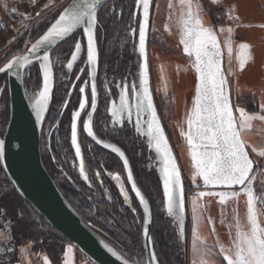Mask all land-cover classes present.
Wrapping results in <instances>:
<instances>
[{
	"label": "snow or ice",
	"instance_id": "1",
	"mask_svg": "<svg viewBox=\"0 0 264 264\" xmlns=\"http://www.w3.org/2000/svg\"><path fill=\"white\" fill-rule=\"evenodd\" d=\"M35 2V0H33ZM54 0H48L43 5V9L49 12L55 11L52 8ZM213 4L222 3L223 0H210ZM105 0H71L67 6H63L62 10L57 12L51 20L47 21L50 26L30 47L25 49L24 54L14 55L8 59L2 67L0 73H11L14 68L24 69L33 65V55L42 48H48L57 45L61 41L72 38L79 30L81 35L87 38L86 64L88 65V75L92 81L91 84V112L87 113V120L83 122V129L89 137L96 140V136L92 127V113L97 107V86L96 66L98 63V47L97 32L103 28V21L100 18V12L104 9ZM137 8L142 9L143 19L139 22L138 29H132L136 34L138 32V52L143 58V62L139 65V86L135 83L131 85L133 97L136 99L135 107V123L134 128L137 133L147 136L149 148L154 149L156 157L160 164L161 179L163 183L164 197L166 201V211L169 216L173 217L179 225V235L185 234L184 213H185V194L181 176V170L177 165L176 158L169 146L168 139L165 136L164 129L161 125L157 110L153 102V97L149 88V65L146 54L147 26L149 23V12L151 0H135ZM180 14L179 24V44L183 46V52L188 57H194L192 68L197 75L195 85V95L193 106L187 115V131L182 132L185 136L188 152L191 158L194 174L193 182L199 177L202 179V185L205 189L223 187L226 189H234L240 186V190L227 191H200L192 197V220H193V253L196 259L193 264H208L206 257H215L212 247H209L204 241L200 240L197 229L201 222V215L198 208V198L218 197V203L225 205L229 200H238L241 194L246 196L247 214L246 222L242 223L238 216L234 217L235 234L230 244L225 246L217 241L219 245L218 254L222 262L226 264H264V225L258 219L256 208L257 197L254 194V168L257 162L254 161L249 154V145L242 138L241 130L251 129L253 121L264 122V103L259 104L260 111L249 113L243 107L234 108L232 99L229 94L228 76L234 75L231 69L234 29L227 28V38L224 45L227 48L229 68L227 72L222 69V51L221 43L218 39L219 34L225 33L223 26L215 27L206 25L203 19V5L200 0H179ZM171 8L172 5L169 4ZM234 6H229L227 12L228 20H239V16H233ZM15 12V9H13ZM111 12L113 16L122 17L121 12L117 13L115 7L105 11V16ZM27 15V14H25ZM45 20V16L38 11L35 13L33 20L36 18ZM54 21V22H52ZM115 22V21H114ZM25 29L29 28L28 24H22ZM260 27L264 28V24ZM19 33V29L16 30ZM17 37H13L9 43H13ZM135 47V46H134ZM83 46L80 40L74 41V51H72L70 59L67 62V69L71 71L76 62L81 59ZM39 61V72L42 74V89L38 95L34 97L32 108L35 111L37 120H42L50 100L52 92V62L49 53L46 51L43 56H37ZM238 67L240 71L245 69L246 64L250 60H254L249 43H240L238 45ZM81 71H84L81 69ZM79 79V77H77ZM87 83V82H85ZM121 89L119 94V104L112 102L109 108L112 117V125H123L125 119L129 122L133 121V105L129 103L128 85H117ZM79 93H85L84 87H79ZM88 103L87 98H83L79 102V109L84 110ZM77 110L72 113L71 120V144L75 148V156L79 159V174L88 181L89 177L86 173L85 163L82 158L81 147L78 143V126L77 119L81 117V111ZM97 143H103L97 140ZM105 148H110L123 159L124 168L127 170V179L131 183L132 191L135 193L139 204L143 206L144 225L151 223L150 206L145 195L137 186L129 161L125 157V153L113 144L104 143ZM251 152L264 159V150L257 152L255 147L251 148ZM5 159V141L0 139V161ZM113 180L120 181L118 173L111 174ZM99 176V173H97ZM120 195L123 196L124 202L130 199L127 189L124 187L123 181L120 182ZM264 201V196L259 198ZM136 211V209H133ZM5 209L0 208V217H6ZM19 218L23 219V212L18 213ZM225 221L221 218L220 223ZM13 227L11 222L7 225ZM229 228L233 224L228 225ZM215 229H213L214 231ZM6 232H0V236L6 237ZM142 236L148 241L147 252L150 257V264H161L158 254L155 251V240L151 237L149 229L143 226ZM107 252L122 264H130V257L122 251H118L114 246L107 242L101 241ZM68 249L65 252L67 257ZM45 264H49L48 258L44 257ZM66 264L68 262L66 261ZM213 264L215 260L213 259Z\"/></svg>",
	"mask_w": 264,
	"mask_h": 264
},
{
	"label": "trees",
	"instance_id": "2",
	"mask_svg": "<svg viewBox=\"0 0 264 264\" xmlns=\"http://www.w3.org/2000/svg\"><path fill=\"white\" fill-rule=\"evenodd\" d=\"M112 4H115L117 13L120 9L122 10V17L117 18L111 12L105 16V11ZM129 6H131V0H111L100 12V18L104 22L103 28L97 32L100 104L93 118V129L99 137L118 143L127 152L137 182L152 205L153 238L161 264H189L191 241L189 239L187 242L181 240L173 220L166 212L162 181L152 161L148 145L135 133L130 125L121 128L115 126L114 128L112 117L108 112V105H106V99L110 100V97L117 93L118 80L132 70L139 71L140 55L132 45L133 40L130 36L134 13L133 10H128ZM51 18L42 20L34 26L24 37L20 47H13V53L10 57L25 52V49L43 34L47 26H50L47 21ZM79 33L80 31L72 38L61 43L53 52L55 79L58 67L62 66L64 69L65 63L70 59L74 49L73 40ZM25 40H27V45H24ZM31 71L40 77L39 62H35L27 68L25 89L28 81L26 76ZM2 79H5L8 83L7 75L1 76L0 80ZM107 84L110 85L112 95L106 93L103 89ZM78 89L79 87L71 91L70 83L66 80L60 85L56 83L51 110L44 124L41 148L43 163L70 205L100 236L123 253L136 250L141 254H145L142 228L135 225L136 221L138 223L142 222V208L126 184L133 198L136 211L127 208L116 183L110 177V173H118L126 182L124 167L119 158L91 141L82 131V144L93 179V189H89L75 172L74 163L76 160L69 142L72 113L78 108L80 101ZM8 91L7 85L4 91L7 102H9ZM7 104L9 105V103ZM249 106L250 111L259 110L257 105L255 108L253 107V103ZM53 111L56 113L54 117L52 116ZM49 124L56 125L58 132L52 144L53 152L47 145ZM0 135L3 136L1 133ZM0 169L5 172L1 166ZM96 170H99L103 175L102 184L95 179L94 172ZM105 172H108L109 176ZM184 178L185 192L188 198L191 191H197L198 189L191 187L189 180L185 176ZM254 194L257 197L258 204H264V201L259 199L261 195L258 192ZM0 208L5 209L7 212L6 217H0L3 230L7 231L8 222L13 224V227H8L10 234L7 239L15 246L13 256L0 255V264L20 263L19 250L30 244L31 253L37 261L45 254L50 258L52 264H62L64 245L70 242L29 205L16 190L9 177L6 174L3 176L2 173H0ZM20 212L24 214L23 219L18 216ZM191 219L187 211L186 229L189 234L191 233ZM77 250L80 252L78 248Z\"/></svg>",
	"mask_w": 264,
	"mask_h": 264
},
{
	"label": "rangeland",
	"instance_id": "3",
	"mask_svg": "<svg viewBox=\"0 0 264 264\" xmlns=\"http://www.w3.org/2000/svg\"><path fill=\"white\" fill-rule=\"evenodd\" d=\"M71 0H54L52 8L55 9V11L49 12L48 9H43V5L45 4V1H41L38 6L36 7H29L27 5V2L25 0H0V67L3 66V62L5 60L11 59L10 55H12L13 47H20L22 44L24 37L26 34H28L31 29L39 24L42 20H40L38 17L36 20H33V17L36 12L40 11L42 16H45V19H50L54 15L57 14L59 10H62L63 6H67ZM157 0H152V15H151V26L149 30V39H148V51H149V66H150V73H151V83H152V89L154 98L156 101V105L160 114V117L162 119V122L164 124V127L166 129V132L168 134V137L170 139V142L176 151V156L179 160V165L182 171V174L189 178L188 175H191L187 166V163L189 160H191L189 152H188V146L186 142L185 136L182 135V132L187 131V115L189 111L191 110L193 106V99L195 95V85L197 82V75L195 73V70L192 68L191 65L187 64V59L184 60V57L177 55L174 57H169L168 55V46H165V43L167 41L164 40V43L162 40H159L157 37V30L154 28V12L156 8ZM115 7V4L109 5V8ZM13 9H15V12H13ZM128 10H133L134 17H133V27L132 29H138L139 22L142 20V9L137 8L135 5V0H131V6H129ZM121 12V9L119 10ZM27 14V15H25ZM22 24H28L29 28L25 29L22 27ZM19 29V33L16 31ZM133 46H135L136 52H138V32L134 34L133 32L130 33ZM17 37V40L13 43H9V41L12 40L13 37ZM28 40V39H27ZM27 40H25L24 45H27ZM75 40H80L83 46L82 52H81V59H79L76 64L74 65L73 69L69 71L67 69V62L64 65V69L62 66L58 67V72H56V79H55V86L56 83L60 85V83H64L65 80L70 83L71 91L78 87H84L85 93L81 94V99L87 98L88 103L86 104V107L84 110H80L79 106L75 110L81 111V117L77 119V126H78V143L81 147V153L82 158L85 163L86 173L89 177V167L85 161L84 151H83V144L81 142L79 131L83 128L82 121L86 118L87 113L89 112V109L91 107V85H90V79L88 75V65L86 64V52H85V41L84 37L79 33L73 40V43ZM98 41V40H97ZM32 44V43H31ZM30 44V45H31ZM99 48V47H98ZM172 49V48H171ZM74 51V49H73ZM165 51V52H164ZM175 54V53H173ZM19 55V54H17ZM10 57V58H9ZM142 63V58L140 56ZM171 59L172 62H175L177 59L180 61H183L182 64L179 61H176L175 64H170L169 60ZM174 59V61H173ZM176 59V60H175ZM83 69L84 71H81ZM64 70V71H63ZM55 71V70H54ZM138 72L132 70L130 73L126 74L124 77L120 78L118 80V84L123 86L124 84L128 85V97H129V103L133 105V123H135V103L136 99L133 97L131 85L135 83L137 86H139V78H138ZM4 76V75H3ZM27 83H26V92L31 100L34 99L35 96L38 95L39 91L42 87V74L40 73V77L33 71L29 72L27 74ZM79 77V79H77ZM7 79V78H6ZM8 82V81H7ZM87 82V83H85ZM89 82V85H88ZM8 83H6L5 79L0 80V133L5 136L7 127L10 121V95H9V102H7V96L4 95L5 88L7 87ZM117 93L115 95L110 97V100L107 98L106 105H108V108L111 107V104L113 101H115L117 104H119V94L121 89L117 87ZM233 85V84H232ZM98 86H99V77H98ZM110 85L107 84L104 86V90L106 93H109L112 95V90L109 87ZM229 88V94L232 99L233 107H234V114L239 115L237 112H235L236 107H243L246 111L249 113H255L260 111H250L249 104H254V108L257 105L259 107L260 102L257 101L254 98H245L244 96L236 93V89ZM99 88V87H98ZM9 89V87H8ZM100 90V89H99ZM9 92V91H8ZM55 92V90H54ZM54 96V95H53ZM107 97V96H106ZM109 100V102H108ZM9 103V105L7 104ZM52 103V102H51ZM51 106L48 112V115L50 113ZM52 116H56V113L53 111ZM261 114H264L262 112ZM47 115V116H48ZM47 119V118H46ZM126 120V119H125ZM125 122V121H124ZM51 124L48 125L49 131H47V136L49 135ZM242 138L245 140V142L249 145V154L251 158L257 162V167H255L253 175H255L256 171L261 170V176L256 177L255 185H254V193L258 192L261 196H264V159L258 157L256 153L251 152V148L255 147L257 149V152L260 150H264V122L262 121H253L252 122V128L251 129H243L241 130ZM144 141H146V144L148 145V139L147 136H143ZM46 140V137H45ZM72 145V144H71ZM149 146V145H148ZM74 152L75 148L72 146ZM151 152V158L152 161L157 168V171L159 173V176L161 178V172H160V164L156 157V153L154 149L149 148ZM76 157V156H75ZM77 163H76V173L80 180L87 185L89 189H93L92 181L89 177L88 181H85L79 174V159L76 157ZM0 166L5 171L2 162L0 161ZM0 173L4 176L7 175L6 171L3 172L0 169ZM8 176V175H7ZM10 179V178H9ZM189 180V179H188ZM119 191H121L119 184L121 181L124 183V187L126 188L124 180L120 177V181L114 180ZM12 182V181H11ZM202 183H193L191 182V187H194V189H198L197 191H191L189 193V196L187 198L188 200V213L192 218V197L194 195H197L199 193L200 188L202 187ZM240 188V186H238ZM127 189V188H126ZM128 191V189H127ZM129 193V191H128ZM130 199L128 202H124L125 206L129 209H135L134 207V201L129 193ZM11 198V197H10ZM9 198V200H11ZM246 196L241 195L238 200H229L225 205L220 204L213 206L206 207L207 215L209 214L210 220L213 223L214 229L216 230L218 238L222 241V244L225 246H228L230 244V241L232 237L235 234V227H234V217L238 216L242 223L246 222V214H247V205H246ZM202 205L203 204V198ZM217 200V199H216ZM7 203V202H6ZM205 208V207H204ZM256 208L258 212V219L264 225V204H258V201L256 203ZM165 209H166V201H165ZM167 212V211H166ZM143 213V211H142ZM168 214V213H167ZM169 216V215H168ZM172 220L174 225L176 226L178 233H179V225L178 222L171 216H169ZM221 218L224 219V223L221 224ZM143 220L144 215L142 214V222L138 223L135 222V225L138 227H141L143 229ZM186 222H187V215H186ZM2 222H0V232H6V237L10 234L8 226L7 231L3 230ZM200 224H204L203 217L201 216V222ZM233 224L232 228H229L228 225ZM202 227V226H201ZM201 230V229H200ZM192 231H193V220L191 219V233L186 229V223H185V234L183 237L180 236L181 240L183 242L191 241V249L189 253V264H193V260L196 259V257L193 258L192 255ZM189 236V237H188ZM5 236H0L2 240L5 241L4 244H7ZM143 244L144 239L142 236ZM3 242V241H2ZM71 249L70 252H68L67 257L65 256V252ZM145 249V245H144ZM214 250V247H212ZM28 250L32 256V260L34 264H42V258L48 257L47 255L43 254L39 260L37 261L32 253H31V244L28 246H25V248H21L19 250V259L20 263L15 264H26L23 258L24 251ZM64 253H63V262L62 264H66V261L68 264H95L91 260H89L81 251L79 252L75 246H73L70 243H66L64 245ZM128 254L127 256L130 257V259L135 262L136 264H147L146 261V250L145 254H141L140 252L134 251H126ZM0 254H11V252H8V246H4L3 244H0ZM210 261H212V258H209ZM216 262L220 261L216 255L213 258ZM41 260V261H40ZM49 264H52L50 258L48 257ZM212 263V262H211ZM213 264V263H212ZM222 264V263H220Z\"/></svg>",
	"mask_w": 264,
	"mask_h": 264
},
{
	"label": "water",
	"instance_id": "4",
	"mask_svg": "<svg viewBox=\"0 0 264 264\" xmlns=\"http://www.w3.org/2000/svg\"><path fill=\"white\" fill-rule=\"evenodd\" d=\"M110 1L111 0H105L104 7ZM151 7H152V0H151L150 12H149V23L147 26V40H146V54H147V59H148V65H149L148 39H149V30L151 26V15H152ZM142 19H143V12H142ZM77 32H79V30ZM84 41H85V52H86V45H87L86 37H84ZM63 42L64 41H61L57 45H52V46H49L48 48H42L37 53H35L32 57L33 63L39 62L36 59V57L43 56V54L47 51L50 55L51 62H52V74L53 75H52V81L50 85L52 88V92L50 95V100L47 106V110L45 111L42 120H37L35 111L31 106L32 103L34 102V99L31 100L29 98L26 92V89H25V74H26V70L28 67L24 69L14 68L12 70L13 72H17L19 74L0 73V77L3 75H7L8 77V87H9V95H10V121H9L5 136L2 137L0 135V139H3L5 141V159L1 162H2V165L8 177L12 181L14 187L19 192V194L29 203V205L49 225H51L54 229L60 232L73 246L78 248L89 260H91L95 264H122L120 260H117L116 257H113L110 253L107 252L106 248L104 247L103 243H101V241L107 242L110 245L112 244L106 239H104L102 236H100L92 227H90L78 215V213L74 210V208L70 205V203L65 198V196L62 194V192L58 188L57 184L55 183L54 179L51 177L50 173L48 172V170L46 169L43 163L42 151H41V138H42L44 124H45V121H46V118H47V115H48V112L51 106V102H52L54 90H55V71H54V66H53L52 54L56 50V48ZM97 47H98V41H97ZM21 54H24V52ZM86 57H87V53H86ZM142 62H143V58H142ZM95 72H96L95 83L97 86V107H96V111H97L99 100H100L99 88H98L99 48H98V63H97ZM90 84H92L91 79H90ZM149 88H150V91L153 97L154 105L157 110V115L159 116L161 125L164 129L165 136L168 139L169 146L171 147L172 153L174 157L176 158L177 165L180 168L179 160L170 142V139L168 137V134L166 132V129L164 127V124L162 122V119L160 117V114H159V111L156 105V101H155L153 89H152V83H151L150 66H149ZM91 111L92 109L90 108L89 112ZM96 111L92 113V119ZM17 119H19L20 127H21L20 136H19V157L18 159L14 160L9 153L7 144L12 135V131H13V128H14V125ZM85 120H87V116ZM85 133L87 134L86 131ZM94 134L96 136V140H94L92 137H89L88 135L87 136L96 144L102 146L103 148H105L103 146L104 143L113 144L119 147L125 153V157L129 161V166L131 168L133 178L137 186L140 188V190L142 191V193L145 195L146 199L149 202L150 213H151L150 215L151 223L144 225V220H143V226L148 227L149 233L151 237H153L152 205L147 195L138 185V182L136 180V177H135V174L132 168V164L130 162L128 155L126 154L124 149L121 146H119L117 143L112 142L110 140L103 139L99 137L95 132ZM97 140H100L103 143H97ZM106 149L112 151L110 148H106ZM115 154L118 156V158L123 163V159L117 153ZM125 174L127 177L126 169H125ZM181 176H182L184 194H185V213L184 215H186L187 198H186L185 183H184L182 171H181ZM127 182H128L130 189L132 190L131 183L128 181V179H127ZM162 187H163V183H162ZM214 191H227V190H214ZM133 194L135 195L134 192ZM140 206L143 211V206L142 205ZM143 215H144V211H143ZM143 239H144V245H145V250H146V261H147V264H150V257L147 252L148 241L144 237ZM130 264H136V263L130 260Z\"/></svg>",
	"mask_w": 264,
	"mask_h": 264
},
{
	"label": "crops",
	"instance_id": "5",
	"mask_svg": "<svg viewBox=\"0 0 264 264\" xmlns=\"http://www.w3.org/2000/svg\"><path fill=\"white\" fill-rule=\"evenodd\" d=\"M200 2L203 5L202 15L205 24L213 25L217 28L220 26L225 28V33L218 35L222 51L221 66L225 72H227L229 64L227 48L224 45V40L227 38V28L232 27L234 29L232 34L233 53L231 63V69L234 75L228 76L229 88L231 89L232 86H234L233 88L236 89V93L244 96L245 98H254L260 103H264V28L260 27L261 24H264V0H223V2L219 4H213L210 2V0H200ZM169 4L172 5L171 8L169 7ZM229 6L235 7V11L232 13V15L239 16V20L230 21L227 19L226 14L228 12ZM180 11L181 9L179 6V0H157L153 16L154 28L157 30L158 39L162 40L163 43L164 40L167 41L165 46H168V54L166 55L169 57L174 55L175 57L177 55V50L178 55L180 54L183 56L184 60L187 59L186 61L187 64L189 63L188 65H192L194 57H188L187 54L183 52V46L179 44L178 19ZM240 43H249L254 56V60H250L246 64L243 71L239 70L237 60L238 45ZM176 61H179L181 64L183 62L178 59ZM169 62L171 65L175 64V62H172L171 59ZM187 166L188 169H190L189 172L191 174L188 175V177L193 182L192 176L194 174V169L192 167L191 160L188 161ZM261 173V170L256 171L255 177H260ZM200 182L202 183V179L198 177L193 183ZM197 204L202 205L201 198H198ZM203 204L205 208H198V212L203 217L204 224H199L197 233L200 240L204 241L209 247H214L213 252L219 259H221L218 254V248L215 244L212 222L209 217L210 215L206 214V207L213 206V204L218 206L219 203L216 199L211 200L209 203L203 198ZM186 215H184V225L186 223ZM192 255L194 258L193 236ZM23 258L26 264H34L32 260L33 258L28 250L24 251ZM209 258L212 257H206L205 259L208 260V264H212L213 258L212 261H210ZM220 263L226 264V262H222V259L215 264ZM42 264H45V260L43 258Z\"/></svg>",
	"mask_w": 264,
	"mask_h": 264
},
{
	"label": "flooded vegetation",
	"instance_id": "6",
	"mask_svg": "<svg viewBox=\"0 0 264 264\" xmlns=\"http://www.w3.org/2000/svg\"><path fill=\"white\" fill-rule=\"evenodd\" d=\"M89 83V82H88ZM91 85V84H90ZM99 87V86H98ZM99 96H100V90H99ZM80 100H81V95H80ZM80 102V101H79ZM99 104H100V100H99ZM79 106V105H78ZM98 107H99V105H98ZM91 108V107H90ZM90 110V109H89ZM97 110H98V108H97ZM97 112V111H96ZM108 112H109V108H108ZM96 114V113H95ZM94 114V115H95ZM109 114H110V112H109ZM93 118H94V116H93ZM71 120H72V117H71ZM85 121V119L82 121V126H83V122ZM46 122V121H45ZM125 125H130L133 129H134V131H135V128H134V123L133 122H129V121H127V120H125V122L123 123V125L121 126V125H117V127H124ZM92 127H93V119H92ZM94 130V129H93ZM43 131H44V128H43ZM82 131L85 133V131H84V129L82 128L80 131H79V134H80V138H81V142H82ZM95 132V131H94ZM57 129H56V125H53V126H51V129H50V132H49V135L47 136V145H48V147H49V149L53 152V147H52V144H53V141H54V139L56 138V136H57ZM135 133L144 141L145 139H144V137L142 136V135H140L139 133H137L136 131H135ZM85 135L87 136V134L85 133ZM88 137V136H87ZM89 138V137H88ZM42 139H43V133H42V138H41V148H42ZM90 139V138H89ZM91 140V139H90ZM106 140H109V139H106ZM92 141V140H91ZM110 141H112V140H110ZM112 142H114V141H112ZM145 143H146V141H144ZM70 146H71V148H72V145H71V130H70ZM95 143V142H94ZM116 143V142H115ZM118 144V143H117ZM119 145V144H118ZM100 146V145H99ZM120 146V145H119ZM102 147V146H101ZM122 147V146H121ZM149 147V146H148ZM123 148V147H122ZM106 149V148H105ZM124 149V148H123ZM72 150H73V148H72ZM106 150H108V149H106ZM42 151V150H41ZM83 151H84V148H83ZM108 151H110V150H108ZM124 151H125V149H124ZM73 152H74V150H73ZM110 152H112V151H110ZM126 152V151H125ZM113 153V152H112ZM250 153V152H249ZM113 154H115V153H113ZM126 154H127V152H126ZM116 155V154H115ZM128 155V154H127ZM84 156H85V154H84ZM117 156V155H116ZM118 157V156H117ZM129 157V156H128ZM74 158H75V160H76V157H75V152H74ZM130 159V158H129ZM120 160V159H119ZM55 162H56V160H54ZM85 161H86V158H85ZM121 161V160H120ZM130 162H131V160H130ZM76 163H77V160H76V162L74 163V168L76 169ZM86 163H87V161H86ZM122 163V162H121ZM132 164V163H131ZM88 165V164H87ZM122 165H123V163H122ZM124 167V166H123ZM132 168H133V166H132ZM157 169V168H156ZM134 171V170H133ZM75 172H76V170H75ZM89 172H90V170H89ZM124 172H125V169H124ZM97 173H99V176H97ZM77 174V173H76ZM105 174L107 175V176H109V173L108 172H105ZM135 174V173H134ZM159 174V173H158ZM94 176H95V179L98 181V182H100L101 184H102V182H103V175L101 174V172L99 171V170H96L95 172H94ZM89 177H90V179H91V183H92V185H93V179L91 178V174L89 175ZM110 177H111V179H112V176L110 175ZM125 177H126V174H125ZM136 177V176H135ZM184 177V176H183ZM256 178V177H255ZM161 179V178H160ZM187 179H189V178H187ZM113 180V179H112ZM137 180V179H136ZM184 180H185V178H184ZM256 180V179H255ZM255 180H254V182H253V184L255 183ZM114 181V180H113ZM115 182V181H114ZM125 182V181H124ZM189 182L191 183L192 181L189 179ZM128 185V182H127V177H126V182H125V185ZM139 185V184H138ZM128 187H129V185H128ZM126 188H127V186H126ZM202 188L203 189H200L199 190V192L200 191H209V190H211V191H214V190H236V191H239L240 190V188H238V186H236L234 189H226V188H223V187H218V188H212V189H205L203 186H202ZM129 189H130V187H129ZM131 190V189H130ZM131 192H132V190H131ZM133 193V192H132ZM135 196V195H134ZM204 199H206L207 200V202H209L210 203V201L211 200H215V199H219L218 197H215V196H213V197H208V196H205V197H203ZM221 206V205H220ZM208 208V207H207ZM212 228L214 229V226H213V223H212ZM213 234H214V240H215V244H216V246H217V248H219V245L217 244V241H219L220 243H222V241L220 240V238H218V236H217V233H216V230H214L213 231ZM3 241V242H2ZM6 241H7V244H4L5 243V241L4 240H2L1 238H0V244H3L4 246H8V252H11V254H5V256H13L14 254H15V246H14V244L12 243V242H10L8 239H7V237H6ZM0 255H4V254H0Z\"/></svg>",
	"mask_w": 264,
	"mask_h": 264
},
{
	"label": "bare ground",
	"instance_id": "7",
	"mask_svg": "<svg viewBox=\"0 0 264 264\" xmlns=\"http://www.w3.org/2000/svg\"><path fill=\"white\" fill-rule=\"evenodd\" d=\"M20 121L19 119L16 120L12 135L8 141V150L10 155L14 160L18 159L19 157V136H20Z\"/></svg>",
	"mask_w": 264,
	"mask_h": 264
},
{
	"label": "built area",
	"instance_id": "8",
	"mask_svg": "<svg viewBox=\"0 0 264 264\" xmlns=\"http://www.w3.org/2000/svg\"><path fill=\"white\" fill-rule=\"evenodd\" d=\"M25 1L27 2L28 8L29 7H36V6H38L41 1H43V2L45 1V3L48 2V0H35V2H33V0H25Z\"/></svg>",
	"mask_w": 264,
	"mask_h": 264
}]
</instances>
